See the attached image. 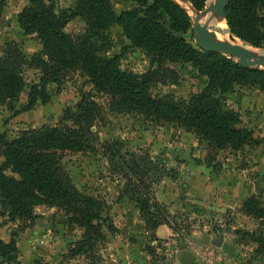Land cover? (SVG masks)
<instances>
[{
  "label": "trees",
  "instance_id": "1",
  "mask_svg": "<svg viewBox=\"0 0 264 264\" xmlns=\"http://www.w3.org/2000/svg\"><path fill=\"white\" fill-rule=\"evenodd\" d=\"M131 1L138 7L116 13L111 0H75L73 9L65 10H57L54 3L44 0H27L18 13V24L25 33L36 35L42 50L28 60L16 44L5 46L0 56V104L15 106L25 86L22 70L26 65L37 69L39 77L27 94L23 111L31 109L37 100H49V84L59 92L67 73L82 69L92 90L109 96L110 110L137 112L195 133L209 148L207 164L218 150L254 143L252 131L220 97L238 83L257 85L264 91V70L243 67L232 58L187 42L183 34L192 21L178 2ZM187 1L201 11L206 0ZM74 17L85 21L84 34L64 31ZM224 20L232 35L250 46L264 47V0H227ZM111 25L119 26L132 46L151 54V62L157 66L190 63L206 77L205 86L188 101L171 93L153 95L150 89L156 69L142 73L124 70L117 55H107L111 42L104 31ZM103 112L91 92L82 93L74 105L64 109L56 125L25 129L12 139L0 133V155L4 158L0 164V202L9 218L32 219L36 205L60 208L68 222L82 230L71 253L83 255L87 264L100 260L98 249L105 240L104 228L110 229L111 225L104 215L103 202L82 194L73 184L63 167L65 152L102 155L109 171L124 179L122 195L136 204L142 218L151 220L152 229L163 224L174 230L153 186L177 174L146 150H131L115 139L100 140L92 127L102 119ZM8 168L11 175L5 174ZM241 210L258 219L260 226L243 231L242 236L248 237L256 252L264 253V206L249 196ZM16 252L14 235L8 241L0 238V264L11 262Z\"/></svg>",
  "mask_w": 264,
  "mask_h": 264
},
{
  "label": "rangeland",
  "instance_id": "2",
  "mask_svg": "<svg viewBox=\"0 0 264 264\" xmlns=\"http://www.w3.org/2000/svg\"><path fill=\"white\" fill-rule=\"evenodd\" d=\"M44 1L54 3L57 10L73 9L75 3V0ZM176 1L191 21L197 14L206 24L209 40L230 42L226 35L232 34L224 18L215 20L219 23L217 27V23L211 22V12L202 13L208 0L201 11L187 0ZM0 3V56L6 45L13 43L29 60L42 50V45L35 34L25 33L18 24V13L27 0H0ZM111 4L116 13L138 7L131 0H111ZM191 23L183 37L197 47ZM85 30L86 23L80 17H74L64 27L72 35L84 34ZM104 34L111 42L107 55H117L120 68L139 73L156 69L150 89L153 95L171 93L188 101L205 86L206 77L199 75L190 63L158 66L152 63L151 54L132 46L119 26L111 25ZM232 36L238 44L243 43L256 54L264 55V47L250 46ZM22 74L25 86L15 106L0 104V133L6 138L12 139L25 129L56 125L66 107L74 105L82 93L91 92L104 110L102 119L92 127L100 140L115 139L131 150H146L177 174L174 179L164 178L153 186L156 199L167 212L166 220L174 228L170 236L159 238L151 220L142 218L136 204L122 195L124 179L109 171L102 155L63 153V167L73 184L82 194L103 202L104 215L111 225L110 229L104 228L105 240L99 244L97 264H181L179 257L184 251L195 256L191 264H264V253L256 252L248 237L242 236L243 231L258 229L259 220L241 210L249 196L256 197L264 206V91L259 86L238 83L220 97L228 108L239 114L241 124L252 131L256 141L240 149L218 150L211 154L212 161L207 164L209 148L195 133L137 112L110 110L109 96L93 91L82 69L67 73L59 92L55 91L54 84H49L46 87L49 100H37L31 109L23 111L31 86L38 82L39 71L26 65ZM3 163L0 155V164ZM5 174L11 175L9 168ZM162 185V195H159ZM33 210L32 219L11 220L0 202V238L8 241L14 235L17 247L14 259L7 264L88 263L83 255H72L71 249L81 238L82 230L70 224L60 208L36 205ZM218 237L235 247L232 255L211 243Z\"/></svg>",
  "mask_w": 264,
  "mask_h": 264
},
{
  "label": "water",
  "instance_id": "3",
  "mask_svg": "<svg viewBox=\"0 0 264 264\" xmlns=\"http://www.w3.org/2000/svg\"><path fill=\"white\" fill-rule=\"evenodd\" d=\"M226 4L227 0H215V5L212 6L207 4L202 13L206 15L207 13L211 12L209 17L212 18L213 21L222 19L224 18V10ZM192 21V34L194 37L195 44L199 49L208 52L220 53L229 58H235L237 59L236 62H238L243 67H252L264 70V55L256 54L254 51L251 50L249 46L243 43L235 44L228 41H211L207 37L206 24L201 23L200 18L197 14L193 17ZM229 39L234 42V37L232 35L229 36ZM162 190L163 185L161 186L159 195H162ZM207 241L208 239L205 237L204 242ZM211 243L217 247H221V249L227 255H232L235 250V247L233 245L224 243L222 237L212 239ZM195 259L196 258L194 255H191L189 252L186 251L182 252L179 257V261L181 264H191L193 261H195Z\"/></svg>",
  "mask_w": 264,
  "mask_h": 264
},
{
  "label": "crops",
  "instance_id": "4",
  "mask_svg": "<svg viewBox=\"0 0 264 264\" xmlns=\"http://www.w3.org/2000/svg\"><path fill=\"white\" fill-rule=\"evenodd\" d=\"M155 233H156L157 237H159V238H167L168 236H170L172 234L171 229L168 226L163 225V224L157 226Z\"/></svg>",
  "mask_w": 264,
  "mask_h": 264
},
{
  "label": "bare ground",
  "instance_id": "5",
  "mask_svg": "<svg viewBox=\"0 0 264 264\" xmlns=\"http://www.w3.org/2000/svg\"><path fill=\"white\" fill-rule=\"evenodd\" d=\"M208 3H209L208 5H212V6L215 5V4H214V0H208ZM211 22H212V23H217L216 21H213V20H212ZM201 23H202V22H201ZM217 27H219V23H217ZM207 37H208V36H207ZM228 37H229V36L226 35V38H228ZM230 42H231V43H235V44L237 43V44H238L237 41H236V42H235V41L233 42V41L230 40ZM254 52H255V50H254ZM256 52H258V51H256Z\"/></svg>",
  "mask_w": 264,
  "mask_h": 264
}]
</instances>
